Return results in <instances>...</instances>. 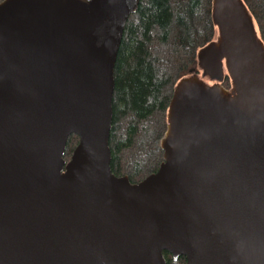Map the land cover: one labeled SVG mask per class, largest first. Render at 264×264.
I'll return each mask as SVG.
<instances>
[{"label": "water", "instance_id": "1", "mask_svg": "<svg viewBox=\"0 0 264 264\" xmlns=\"http://www.w3.org/2000/svg\"><path fill=\"white\" fill-rule=\"evenodd\" d=\"M140 2H0V264H264V41L244 0H212L218 33L174 88L158 170L112 171Z\"/></svg>", "mask_w": 264, "mask_h": 264}, {"label": "trees", "instance_id": "2", "mask_svg": "<svg viewBox=\"0 0 264 264\" xmlns=\"http://www.w3.org/2000/svg\"><path fill=\"white\" fill-rule=\"evenodd\" d=\"M2 0H0L1 2ZM264 41V0H244ZM218 29L212 0H141L129 17L115 66L111 168L139 182L158 170L164 151L168 109L178 81L197 67L198 51ZM228 85L230 77H227ZM79 137H69L70 159ZM167 264H185L164 251Z\"/></svg>", "mask_w": 264, "mask_h": 264}, {"label": "flooded vegetation", "instance_id": "3", "mask_svg": "<svg viewBox=\"0 0 264 264\" xmlns=\"http://www.w3.org/2000/svg\"><path fill=\"white\" fill-rule=\"evenodd\" d=\"M191 70H194V68L190 69V73H191ZM227 77H229V76H228V74H227V72H226L225 77H224L222 83H223L226 87L230 88V87H231V82H230L228 85L226 84V81H227L226 79H227ZM207 80H209L211 83L214 82V81H212V80H210V79H207ZM230 81H231V80H230Z\"/></svg>", "mask_w": 264, "mask_h": 264}]
</instances>
